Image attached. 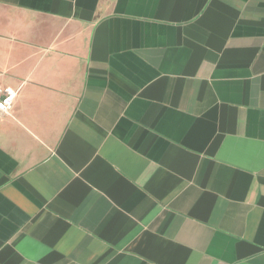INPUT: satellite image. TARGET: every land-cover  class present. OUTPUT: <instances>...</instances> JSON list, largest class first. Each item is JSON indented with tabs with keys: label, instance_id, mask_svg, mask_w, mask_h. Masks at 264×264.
Here are the masks:
<instances>
[{
	"label": "crops",
	"instance_id": "1",
	"mask_svg": "<svg viewBox=\"0 0 264 264\" xmlns=\"http://www.w3.org/2000/svg\"><path fill=\"white\" fill-rule=\"evenodd\" d=\"M0 264H264V0H0Z\"/></svg>",
	"mask_w": 264,
	"mask_h": 264
},
{
	"label": "built area",
	"instance_id": "2",
	"mask_svg": "<svg viewBox=\"0 0 264 264\" xmlns=\"http://www.w3.org/2000/svg\"><path fill=\"white\" fill-rule=\"evenodd\" d=\"M18 90L0 86V119L12 116Z\"/></svg>",
	"mask_w": 264,
	"mask_h": 264
}]
</instances>
